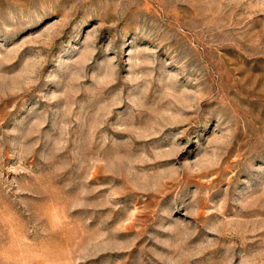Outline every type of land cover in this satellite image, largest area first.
I'll use <instances>...</instances> for the list:
<instances>
[{"label": "rangeland", "instance_id": "1", "mask_svg": "<svg viewBox=\"0 0 264 264\" xmlns=\"http://www.w3.org/2000/svg\"><path fill=\"white\" fill-rule=\"evenodd\" d=\"M0 264H264V0H0Z\"/></svg>", "mask_w": 264, "mask_h": 264}]
</instances>
